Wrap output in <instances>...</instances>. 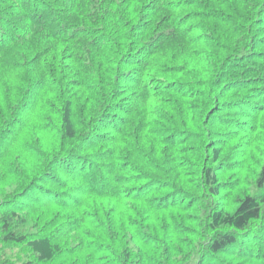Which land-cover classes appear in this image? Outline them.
<instances>
[{
	"label": "trees",
	"instance_id": "1",
	"mask_svg": "<svg viewBox=\"0 0 264 264\" xmlns=\"http://www.w3.org/2000/svg\"><path fill=\"white\" fill-rule=\"evenodd\" d=\"M64 256L264 264V0H0V264Z\"/></svg>",
	"mask_w": 264,
	"mask_h": 264
},
{
	"label": "rangeland",
	"instance_id": "2",
	"mask_svg": "<svg viewBox=\"0 0 264 264\" xmlns=\"http://www.w3.org/2000/svg\"><path fill=\"white\" fill-rule=\"evenodd\" d=\"M14 156V155H12ZM54 231V228L51 230ZM18 250V249H17ZM9 253L13 255L12 251L9 250ZM61 261L63 262V264H72L71 259H68L66 256H64Z\"/></svg>",
	"mask_w": 264,
	"mask_h": 264
}]
</instances>
